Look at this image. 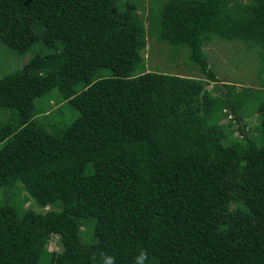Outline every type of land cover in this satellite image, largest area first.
Wrapping results in <instances>:
<instances>
[{"label": "trees", "instance_id": "1", "mask_svg": "<svg viewBox=\"0 0 264 264\" xmlns=\"http://www.w3.org/2000/svg\"><path fill=\"white\" fill-rule=\"evenodd\" d=\"M117 3L0 0V44L54 50L0 79V108L13 110L0 126V264H99L100 253L134 264L141 249L147 264H264V144L239 124L230 90H208L229 85L204 50L215 38L264 47V0H168L148 32L136 5ZM149 38L174 61L187 49L203 77L149 70L136 81ZM55 90L78 112L59 135L37 119L36 100ZM17 184L49 209L2 204Z\"/></svg>", "mask_w": 264, "mask_h": 264}, {"label": "rangeland", "instance_id": "2", "mask_svg": "<svg viewBox=\"0 0 264 264\" xmlns=\"http://www.w3.org/2000/svg\"><path fill=\"white\" fill-rule=\"evenodd\" d=\"M168 0L157 2L156 0H118L117 6L122 9V3L127 5H136L135 10L139 17L143 19L144 29L146 32L150 30V20L153 14H157L160 9V3ZM209 64L220 80V84H228L223 87L219 85L221 90L215 89V85L208 86V90L216 96H223L224 93L231 91L232 102L237 101L239 108L244 113L243 121L239 124H246L250 128L247 132L257 145L264 144V137L261 130V116L259 108L264 105V47L259 45H250L243 41H229L215 38L205 48ZM54 52L41 41H38L26 53H19L0 44V79L10 73L22 69L32 58L36 56H46ZM188 50L186 49L182 56L177 57L174 61V52L170 46L160 43L156 38L148 39L147 48L145 50L146 68L135 78L140 82L146 78L149 70H159L173 74L186 76L203 77L202 74L194 67L188 58ZM101 76H109L110 71L104 69ZM144 91V89H143ZM58 95L55 90L51 95L44 96L36 100V106L39 114L37 119L46 126L53 134H61L70 124L78 117V112L69 104L68 101L53 98ZM13 110H2L0 108V126H3L11 120ZM216 118H222L221 124L227 125L233 136L240 139L243 135L233 129V124L229 123V119L222 113H217ZM237 124V127L239 124ZM232 127V129H231ZM7 194L5 188L0 187V199ZM8 197V196H7ZM2 204H9L21 215L25 210L29 209L41 213L47 211L49 207H42L24 190L22 185L17 184L14 192ZM2 200H0L1 202ZM91 228L87 230V224L82 232V241L90 243L93 236V222ZM50 251H61L62 243L60 237L52 236L49 244Z\"/></svg>", "mask_w": 264, "mask_h": 264}, {"label": "clouds", "instance_id": "3", "mask_svg": "<svg viewBox=\"0 0 264 264\" xmlns=\"http://www.w3.org/2000/svg\"><path fill=\"white\" fill-rule=\"evenodd\" d=\"M246 130L248 131V129ZM148 260L149 256L147 250L141 249L139 254L134 259V264H147ZM99 264H116V258L115 256L108 255L107 253H100Z\"/></svg>", "mask_w": 264, "mask_h": 264}]
</instances>
